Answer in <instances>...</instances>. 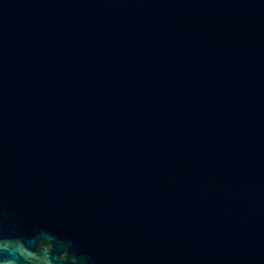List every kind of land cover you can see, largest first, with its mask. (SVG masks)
<instances>
[{
  "label": "water",
  "instance_id": "1",
  "mask_svg": "<svg viewBox=\"0 0 264 264\" xmlns=\"http://www.w3.org/2000/svg\"><path fill=\"white\" fill-rule=\"evenodd\" d=\"M0 264H264V0H0Z\"/></svg>",
  "mask_w": 264,
  "mask_h": 264
},
{
  "label": "clouds",
  "instance_id": "2",
  "mask_svg": "<svg viewBox=\"0 0 264 264\" xmlns=\"http://www.w3.org/2000/svg\"><path fill=\"white\" fill-rule=\"evenodd\" d=\"M61 259H65L66 258V254L65 255H62V253H61V257H60Z\"/></svg>",
  "mask_w": 264,
  "mask_h": 264
}]
</instances>
